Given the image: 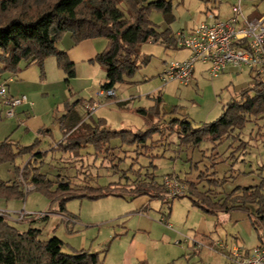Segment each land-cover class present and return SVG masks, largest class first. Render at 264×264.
Wrapping results in <instances>:
<instances>
[{
	"label": "trees",
	"instance_id": "16d2710c",
	"mask_svg": "<svg viewBox=\"0 0 264 264\" xmlns=\"http://www.w3.org/2000/svg\"><path fill=\"white\" fill-rule=\"evenodd\" d=\"M171 4L166 0H0V75H15L21 62L36 63L43 75V61L53 56L57 67L68 79L75 77V68L64 51L58 49L62 38L68 34L73 45L83 41L102 38L107 44L93 63L104 71L102 90H114L132 77L142 66L149 63V57L141 56V45L160 42L165 48L175 46L170 30L158 31L150 20V11L163 14L170 11ZM249 88L238 93L237 98L228 102L220 116L208 123L193 126L188 117L178 114L176 109L164 111L160 98L148 109L136 108L134 113L148 120L158 121L148 125L145 131H115L98 120L88 130L81 129L82 117L73 110L75 104L67 103V114L60 119L63 140L57 149L72 153L91 147L95 155H109L111 140H119L122 145L135 147V151L152 152L154 144L175 137L180 149L191 150L202 142H210L215 147L227 141L238 143L229 156L244 152L246 143L240 140V133L247 124L264 127V77L252 75ZM74 94L71 95L73 97ZM121 106V105H119ZM177 115V116H172ZM45 133L44 130L40 131ZM158 137L157 141H153ZM149 142V145L147 143ZM39 140L32 145L20 147L7 140L0 142V165L14 164L18 158L29 157L21 167H17L19 181L11 183L0 179V201H24L30 192H38L51 204L56 203L58 213L66 216V203L87 199L96 201L107 197L135 198L148 196L151 199H165L161 181L149 173L141 174L131 164L122 172L124 184L120 182L106 187L89 185L72 186L70 178L57 175L50 179L40 172L46 153L38 150ZM244 154V153H243ZM137 156L138 153H137ZM151 158L158 156L149 155ZM264 171V165L259 169ZM134 174L130 179L127 174ZM215 176L200 174L196 183L177 180L186 185L187 196L194 208L206 214L245 211L262 241L264 235V177L259 184L244 188L236 187L229 194L215 192L213 188H223L227 181ZM31 186L32 190L25 191ZM182 196V197H183ZM180 197V198H182ZM179 199V198H178ZM251 209L253 213H251ZM47 218V217H46ZM44 218L41 221H44ZM42 230L28 227L19 230L7 219L0 217V264H102L99 253L80 250L64 253L63 242L52 236L42 240Z\"/></svg>",
	"mask_w": 264,
	"mask_h": 264
},
{
	"label": "rangeland",
	"instance_id": "374dc122",
	"mask_svg": "<svg viewBox=\"0 0 264 264\" xmlns=\"http://www.w3.org/2000/svg\"><path fill=\"white\" fill-rule=\"evenodd\" d=\"M166 1L171 4L169 12L163 14L157 10H151L149 17L158 31L170 30L173 37L176 33H188L207 14L217 16L218 20L227 21L232 16L231 9L238 5L241 7L242 15L249 21L264 17V0ZM173 52L171 47L167 49L160 42L141 45L139 53L141 56L149 57V63L142 66L132 77L125 78V84L122 83L115 89L123 88L128 96L134 97L132 106L135 109L148 107L151 96L147 99L145 95H151L157 90L162 96L161 103L164 111L176 109L178 114H188L193 126H198L201 123L216 120L221 114L222 107L236 99L240 91L249 88L252 84V75L247 70L238 72L233 69H228L227 72L215 78L205 76L198 88H183L175 82L163 84L159 76L165 63L182 60L188 54L181 50L177 51V57H173ZM198 69H200L199 64L196 65L195 72ZM98 87L97 80L95 89ZM76 88L75 90H79L78 88L81 86L78 85ZM116 112L110 110L106 113L116 124L120 121L126 122L125 120L137 122L139 119V116L134 112L129 111L126 114ZM258 131V127L252 123L247 124L242 131L241 140L246 143L244 146L246 153L241 155L239 160L244 159L245 161L237 162L233 167L234 172L229 171L230 166L223 162V158L229 155V151L225 152V144L219 146L215 151L220 154L216 160L209 157L203 158L198 149L193 152L181 153L179 158L175 146L171 145L169 149H166L164 159H152V163L157 166L158 176L174 171L183 177L185 173L189 172L190 174L186 176L187 179L194 178L199 171L217 163L214 170L218 172V178L228 177V182L225 184L224 190L222 189L228 193L236 186L252 185L259 181L255 172L248 173L264 165V127L260 130V135H258ZM111 141L112 144L117 140ZM210 148L211 144L208 142H202L200 145V149H205L204 151ZM81 151L84 158L89 157L88 153H92L91 148H82ZM74 154L75 152L65 154L62 150L50 151L40 172L48 173V177L54 180V175L57 173L65 174L68 171V176L73 177L71 181L74 187L86 184L92 187H106L111 183L116 184V182L124 184L123 173L118 172L117 167L125 168L130 166L129 163L121 165L117 163L118 159L112 160L113 157L106 154L103 156L107 158L104 160L99 158L94 164L91 159L75 164H66L67 160L62 159L63 156L73 158ZM170 157L178 159H168ZM137 158L142 160H139L140 165L148 166L150 158L147 157L145 160L140 156ZM20 159L18 158L14 164L19 166ZM54 159L62 160L55 161ZM187 159H191L192 162ZM102 161L103 164H101ZM196 162H199L198 169L195 168L194 163ZM5 165L12 168V166L3 164L4 167H6ZM68 167L72 168L68 169ZM134 168H138V165H135ZM210 170L212 169L210 168ZM79 171L82 173L79 174ZM239 172L241 173L238 174ZM235 175H237L236 178ZM127 176L132 178L130 174ZM220 189L218 188V190ZM141 198L143 197L132 200L128 196L124 198L107 197L96 201L82 199L66 203V213L74 215L77 217L76 219L79 218V222L71 217L66 220L69 221V227L77 232V235L72 238L66 235V221L58 213L57 204H51L46 197L38 192L28 193L24 200V207L21 203V208L18 207L19 209L10 212L24 210L28 214L47 213L48 220L41 227L44 229L42 240H47L49 232L54 230L53 234L64 244L62 250L64 253L81 249L92 254L99 253L103 259L102 264H230L224 252L215 246L216 243H227L226 245L229 247L238 245L248 250L255 248L260 243L247 212L239 210L213 216L192 207L191 200L187 196L172 202L165 199H150L151 201L147 203V209L144 211L152 220L149 225L150 230L145 233L135 232L134 228L137 223L136 218L132 217L137 210L135 208L138 203L143 201ZM14 215L15 213L11 214L12 217ZM66 218L68 217L66 216ZM9 222L19 230L27 229L25 224L11 220ZM83 239L86 240L85 245H82ZM132 239H134L135 245L145 247V258H130L128 256L129 252L131 256L133 255L131 249L135 245L131 246L130 251L128 249V243Z\"/></svg>",
	"mask_w": 264,
	"mask_h": 264
},
{
	"label": "crops",
	"instance_id": "0c3cea01",
	"mask_svg": "<svg viewBox=\"0 0 264 264\" xmlns=\"http://www.w3.org/2000/svg\"><path fill=\"white\" fill-rule=\"evenodd\" d=\"M214 17L217 18V16H214ZM259 19L264 20V17H261ZM263 24H264V21H263ZM150 43H153V42H150ZM106 44L107 42L105 39L98 38V39L83 41L78 45H73L71 38L68 34H66L62 38V40L60 41L57 47L59 50L64 51L69 57V59L72 61V63L74 64L75 77L73 79H68L65 76V74L62 72V70H60L57 67L55 58L53 56H50L43 61V64H42L43 75H41L39 65H37L36 63L28 64L26 62L20 63L19 71L15 75H7V74L0 75V83H6L7 91L10 96L12 97L26 96L29 101V104L18 107L15 111V116L9 119L4 116V112L6 108L0 101V142L7 140L12 145H17L20 147H27V146L32 145L35 139H38L39 140L38 150L41 153H46L43 158V164L41 166L45 165L50 151L58 150L57 149L58 144L64 139L62 135V131L60 129V119L64 115L67 114L65 106L67 103L71 104L77 100H80L81 102H79L78 104H75L73 111L79 117H82L83 125L81 129H83L84 131L88 130L89 127L93 126L94 122L98 120L105 121L106 126H108L110 129L115 130V131H123V130L125 131H128V130L129 131H136V130L145 131L148 128V125L158 121L156 117L153 118L152 120H148L138 115L139 119L137 122H129L125 120L126 122L120 121L118 124H116L110 117H108L106 113L107 111H110V110L112 112L115 110L117 111L116 113L118 114H126V112H129V111L131 113L134 112L135 108L132 106V104L135 98L132 96H128L127 92L124 91L123 88L114 89L115 96H116L115 99L106 100L105 103H102L100 107L93 112L88 111V108L94 102L97 101V94L101 90V85L104 83L103 69L98 64L93 63L92 60L98 54L103 52V50L106 47ZM171 50L174 51L173 57H177L176 56L178 55L177 51H181L177 49L175 46H171ZM188 56H189V53L184 59H186ZM184 59L182 58V60ZM178 61H181V60H178ZM167 64L168 63H165L163 70ZM199 66H200V69H198L196 72L194 70L192 81L188 86H181L177 82L175 83H177L179 86L183 88H190V87L198 88L199 85L204 81V77L205 76L209 77L206 72V67L202 65H199ZM97 80L99 83V87L95 89ZM78 85L81 86V88H78L79 90H75L77 89L76 87ZM157 92L158 91L156 90L151 95L149 94L145 95L147 99L150 98L151 96L150 98L151 101L148 104L149 106L144 107V109L153 107L156 104V102L159 101L158 98H160V100L162 101V96L160 95L159 92L158 93ZM72 94H74L73 97H71ZM152 103L153 105H151ZM130 107H132L133 109H131ZM224 107L225 105L222 107L221 113ZM138 108H143V107H138ZM86 113L88 114L86 115ZM182 116H186L189 118L188 114L183 113ZM41 130H44L45 133L41 134L40 133ZM241 133H240V140H241ZM258 135H260V133H258ZM157 140H158V137L153 138L154 142ZM111 142H110L109 155L113 157L112 160L118 159L117 163L121 165H126L128 163L130 165L134 164V167L135 165H138V168H134V170L141 169V174H144V173L153 174L154 176L158 177L156 178L157 182L161 181L162 177L165 175H172L174 177H178V179L180 180L196 183L198 181V177L200 176V174L201 175L202 174L211 175L212 173H214L215 176H212L209 178H217V179L224 178L228 182L227 176L218 178V172L214 170L215 169L214 167L217 163H213L210 167H207L204 170L199 171L198 175H196L192 179H187L186 177L190 174L189 172L185 173L183 177L179 174H176V172L174 171L171 173L162 175V176L160 175L158 176L156 172L157 166L152 163V159H164L165 151L167 148L169 149L171 145L175 146V151H178L177 157L179 158L181 157L180 156L181 153L193 152L196 149H198L199 152H201L203 158L209 157L210 159L216 160L218 157H220L219 156L220 154L215 152L219 146L215 147V145L210 142L208 143L211 144V148L208 150L206 149V151H204L205 149H200L201 144L198 147H195L191 150H185V149H180L178 147V142L176 138L173 136L167 140L161 141L159 143H155L153 146L154 149H152V152H145V150H138L136 152L135 147L122 145L118 140L113 141L112 144ZM242 142L244 141L242 140ZM224 144L226 145L225 152L229 151V154L230 152H233L235 150L234 148L238 145L237 143H232L231 141H227ZM147 145H149V142L147 143ZM87 148H91V147H87ZM91 150H92V153H88L89 157L87 158H84L85 157L83 156L84 154L81 155L82 151L80 149L78 151H74L75 154L73 155V158H68L67 156L66 157L63 156L62 159H65V161L67 160L65 162L66 164H73V163L75 164L76 162L82 163L83 160L91 159L93 160V164H94L99 158L102 160L107 158L103 155H99V156L95 155L92 148ZM137 153L144 160L147 157L148 159L150 158L149 159L150 162L148 166H143L139 164V160L140 161L142 160L141 158L140 159L137 158ZM243 153L245 154L246 150H244V152L242 151L236 152L233 157H230L228 155L226 158H223V162L227 163L230 166L229 171L234 172L235 171L233 169L234 165L239 161L240 162L245 161L244 159L239 160L241 158V155H243ZM149 155L158 156V158L157 157L151 158ZM28 159L29 157L27 156L21 158L20 159L21 164L19 166L15 164H7L9 166H12V168L7 167L6 165H5L6 167L1 165L0 172H1L2 177L0 176V179L4 182H9V183L13 181H19L20 179H18L15 169L17 167H21L24 163L28 161ZM62 159H54V160L61 161ZM168 159L176 160L178 158L170 157ZM187 161L192 162L191 159H187ZM198 163L199 162L194 163L196 169H198ZM101 164H103V161L101 162ZM129 167L130 166L121 168V166H119V168L117 167V171L125 172L127 171V169H129ZM261 167L257 168L255 171H250L248 173L250 174V173L255 172L257 176L258 174H261V176L264 177L263 176L264 171L261 172L259 170ZM70 168L72 167H68V169ZM210 168L212 170H210ZM78 173L81 174L82 171H79ZM240 173L241 172H239L238 174ZM42 174H46L49 176V174L46 172H43ZM128 174L132 175V178L128 176L131 180L134 179L135 177L134 174H131V173H128ZM245 174L247 175V173ZM57 175L66 176L70 178L71 180L73 179V177L68 176V171L65 174L57 173L56 175H54V177H56ZM236 176L237 175H235L234 177L236 178ZM231 177L233 178V175H231ZM258 177L260 181L261 177L260 176ZM259 181L256 184L247 185V186H236V187L244 188L248 186H256L259 184ZM224 187L225 185L220 190H218V188H213V190L215 192L229 194L233 189L236 188L234 187L230 192L227 193V192L222 191V189L224 190ZM31 190H32V187H31ZM140 197H143L141 198V200L143 201H140V203H138V205L136 206L135 209L137 210L133 214L132 218L135 217L136 223H137V225L134 228V231L138 233H145L150 230L149 225L152 223V220L148 217L147 214L144 213V211H146L147 206H148L147 203L151 201L150 200L151 198H149L148 196H138V197L132 198V200H136L137 198H140ZM21 203H22V207H24V201H20V202L19 201H10V202L0 201V211L8 212L10 214H13V213L17 214L18 212H21L24 210H19L18 212H10V211H15L21 208ZM251 213H253L252 209H251ZM218 214H221V213H218ZM223 214H228V213H223ZM60 216L65 221L67 219H70L69 217H71V219L78 220L79 222V218L76 219L77 217H75L72 214H66L68 218H66V216H62V215ZM47 220H48V217L44 221H35L33 219H25L23 222L19 224H25L27 228L30 226V227L41 229L42 236H43L44 229L41 227L43 223L46 224ZM11 221H14V220H11ZM110 221H113V220H110ZM68 222L69 221H66V235L70 238L75 237L77 235L76 234L77 232H74V230L69 227ZM78 224L80 225L81 223H78ZM37 225H40V227H37ZM53 231L54 230L49 232L48 238L55 236L53 234ZM257 237H258V234H257ZM262 240H263V237H262ZM85 242L86 240L83 239L82 245H85ZM134 242H135L134 239L129 241L128 243L129 251L131 249V246L133 247V245H135ZM259 242H260L259 243L260 245L262 241L259 240ZM131 251L133 253L132 256L130 252L128 253V256L130 258L131 257H138L139 259L145 258L144 256L145 247L144 246L137 244L131 249ZM139 251H140V254L138 255Z\"/></svg>",
	"mask_w": 264,
	"mask_h": 264
},
{
	"label": "built area",
	"instance_id": "2783aa9c",
	"mask_svg": "<svg viewBox=\"0 0 264 264\" xmlns=\"http://www.w3.org/2000/svg\"><path fill=\"white\" fill-rule=\"evenodd\" d=\"M231 14L227 21L207 14L188 33H176L175 47L187 51L189 56L181 61L169 62L159 76L161 82H177L181 86H188L197 64L206 67L210 78L218 77L228 69L238 72L247 70L251 75L264 77V20H247L242 15L240 5L233 7ZM115 97L114 90L101 89L97 94V101L88 111H95L106 100ZM0 101L6 108L4 116L8 119L15 116L18 107L29 104L26 96H10L6 83H0ZM161 185L169 202L182 197L187 190L175 177L162 179ZM30 190L31 187H25L26 192ZM47 215L21 211L12 217L8 212L0 211V217L18 223L25 219L41 221L48 217ZM215 246L224 252L230 264H264V235L261 244L250 250L238 245L229 247L222 242L216 243Z\"/></svg>",
	"mask_w": 264,
	"mask_h": 264
}]
</instances>
